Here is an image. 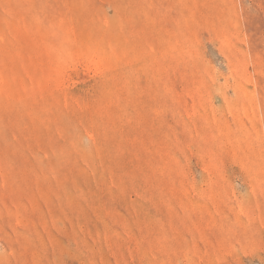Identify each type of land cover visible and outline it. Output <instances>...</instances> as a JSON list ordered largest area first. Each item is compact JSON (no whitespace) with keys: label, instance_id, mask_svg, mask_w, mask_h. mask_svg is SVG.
<instances>
[{"label":"rangeland","instance_id":"1","mask_svg":"<svg viewBox=\"0 0 264 264\" xmlns=\"http://www.w3.org/2000/svg\"><path fill=\"white\" fill-rule=\"evenodd\" d=\"M0 264H264V0H0Z\"/></svg>","mask_w":264,"mask_h":264}]
</instances>
